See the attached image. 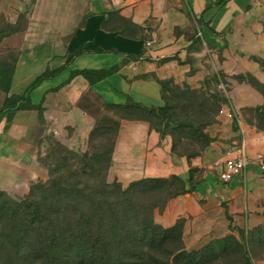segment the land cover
<instances>
[{"label": "crops", "instance_id": "1", "mask_svg": "<svg viewBox=\"0 0 264 264\" xmlns=\"http://www.w3.org/2000/svg\"><path fill=\"white\" fill-rule=\"evenodd\" d=\"M62 3L65 9L59 11L69 15L57 24L59 30L68 29L66 34L58 31V37L63 38L59 56L54 59L28 57L23 64L18 61L9 94H22L46 68L62 66L66 57L78 49L82 53L61 73L41 82L30 93L31 103L44 108L40 123L34 114L36 111L32 110L18 111L7 128L4 120L1 121L0 192L19 190L22 182L37 178L34 175L38 164L32 142L48 136L57 123L59 115L55 122L54 108L57 112L65 110L71 103L77 110L76 126L81 128L80 111L73 104L79 102L82 93L90 91L108 104L123 105L129 97L136 103L156 106L160 105V81L200 88L210 79H223L235 86L227 88L231 105L225 107L234 113L238 127L234 130V123L219 114L218 124L210 132L219 140L241 134L252 163L246 171L244 189L239 180L221 183L217 174V183L201 186L200 190L204 191L205 198H215L218 206L226 201L234 219L236 214L229 208L240 197L248 221L251 216L248 200L258 201L260 206L264 204V180L261 179L264 175L254 163L258 155L264 156V131L258 128L255 113L256 108L264 107V95L263 88H252L238 79L251 75L260 83L264 81L261 68L264 0H65ZM119 17L142 28L137 38L122 33L126 25L118 22ZM151 39L154 43L146 49L144 43ZM113 66L119 67L115 74L94 84L81 76L65 83L71 72L107 70ZM4 97L0 91V107ZM248 110L254 114L249 115ZM169 146L167 138L161 141L148 123L123 122L112 166L122 174L124 186L165 171L183 176L184 166L169 156Z\"/></svg>", "mask_w": 264, "mask_h": 264}, {"label": "rangeland", "instance_id": "2", "mask_svg": "<svg viewBox=\"0 0 264 264\" xmlns=\"http://www.w3.org/2000/svg\"><path fill=\"white\" fill-rule=\"evenodd\" d=\"M63 1L0 0V67L7 64L15 68L18 61L23 64L28 57L54 59L59 56L63 38L58 37V31L68 32V29H57L58 22L69 15L59 11L65 9ZM111 15L116 17L113 13ZM118 22L122 21L118 19ZM261 65L264 71V60ZM219 81L223 84L218 86ZM238 82L252 88H263L264 95V81L260 83L247 75L239 78ZM233 87L230 81L223 79H210L200 88L167 82L161 88L160 105L145 106L131 100L128 107L112 106L98 95L86 91L79 102L73 104L80 111V129L76 126L77 110L71 103H68L69 108L59 110V114L54 108L55 122L59 115L57 123L51 127L48 136L32 142L38 164L34 175L37 178L22 182L18 185L21 186L19 190L1 192L0 248L1 245L7 246L8 240L14 239L21 228L17 216L11 212V204L20 203L30 195H39L40 190H35V187L46 185L50 178L59 177L69 186L96 189L102 197L108 193L106 186L113 182L121 190H127L140 180H159L162 182H143L136 195L133 191L128 196L134 201L132 204H138V219L148 215L162 229L181 224L179 238L171 235L162 243L147 248L146 255L150 256L152 264H185L176 259L180 250L202 252L189 264H243L239 244L244 247L250 264L264 261V204L260 206L258 201L249 199L251 216L246 221L243 200L239 197L229 208L236 214L234 219L226 201L218 206L215 198H205L204 191L200 190L201 186L217 183L218 165L231 149L233 141H238V137L219 140L210 132L218 124L220 108L230 107L231 97L227 88ZM43 110L41 106L34 113L39 123L44 118ZM249 112V115L254 114ZM130 121H144L151 130L155 131V128L158 131L155 132L161 141L167 138L170 145L168 154L182 162L183 176L165 171L124 186L126 181L122 174L112 166V155L121 124ZM258 125L264 130V112ZM173 176L183 182L184 193L171 196L180 186ZM245 184L246 181L240 183L242 189ZM76 195L73 200L80 201Z\"/></svg>", "mask_w": 264, "mask_h": 264}, {"label": "trees", "instance_id": "3", "mask_svg": "<svg viewBox=\"0 0 264 264\" xmlns=\"http://www.w3.org/2000/svg\"><path fill=\"white\" fill-rule=\"evenodd\" d=\"M118 19L128 28L127 30L124 26L122 33L130 38H137V33L141 32L142 28L120 17ZM81 53L78 49L66 57L62 66L39 74L20 95L9 94L14 66L3 64L0 67V91L5 97L0 107V123L4 120L7 128L18 111L39 110L41 105L31 103L30 93L41 82L61 73L72 59ZM118 69V66H113L107 70L71 72L65 83L74 76H81L89 84H94L115 74ZM166 83L159 82L161 88ZM130 102L131 99L127 97L123 105H110L128 107ZM262 112L264 107L255 109L258 128ZM233 129L237 130L235 123ZM200 136L204 138L201 133ZM173 145L172 143V149ZM173 179L179 182L180 186L171 196L184 193L183 182L177 177ZM143 182L162 181L140 180L134 182L127 190H121L119 185L113 182L112 185L106 186L108 193L103 197L96 189L69 186L62 183L59 177L50 178L46 185L36 186L35 190H40L39 195H30L20 203L11 204V212L17 216L21 228L14 239L8 240L7 246L1 245L0 264H152V259L146 255L147 248L162 243L171 235L179 238L181 224L179 222L171 228L162 229L155 225L148 215H144L142 220L138 219V204H132L134 201L128 196L133 191L136 195L137 188ZM75 194L80 201L73 200ZM239 248L243 264H250L244 247L239 244ZM201 253L180 250L176 259L189 264L191 260L199 258Z\"/></svg>", "mask_w": 264, "mask_h": 264}, {"label": "built area", "instance_id": "4", "mask_svg": "<svg viewBox=\"0 0 264 264\" xmlns=\"http://www.w3.org/2000/svg\"><path fill=\"white\" fill-rule=\"evenodd\" d=\"M154 40H148L144 43V47L150 48ZM219 114L225 115L229 120L237 125L234 113L226 107L220 108ZM238 127V125H237ZM252 160L248 156L246 141L242 135H238V141H233L231 149L227 152L225 158L218 165V178L221 183L227 184L234 180L243 182L245 180L246 171ZM259 172L264 175V156L258 155L254 159Z\"/></svg>", "mask_w": 264, "mask_h": 264}]
</instances>
